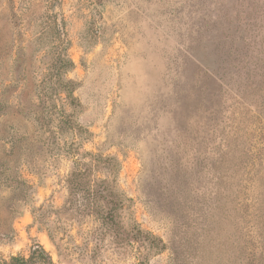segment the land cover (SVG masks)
Wrapping results in <instances>:
<instances>
[{
  "label": "rangeland",
  "instance_id": "rangeland-1",
  "mask_svg": "<svg viewBox=\"0 0 264 264\" xmlns=\"http://www.w3.org/2000/svg\"><path fill=\"white\" fill-rule=\"evenodd\" d=\"M90 155L117 161L119 226L68 208ZM35 243L53 264H264V0H0V259Z\"/></svg>",
  "mask_w": 264,
  "mask_h": 264
},
{
  "label": "trees",
  "instance_id": "trees-1",
  "mask_svg": "<svg viewBox=\"0 0 264 264\" xmlns=\"http://www.w3.org/2000/svg\"><path fill=\"white\" fill-rule=\"evenodd\" d=\"M70 124V128L74 129V123ZM117 166L114 158L102 155H90V161H78L69 178L70 193L67 202L69 210H75L80 215L96 214L106 223L114 227L119 226V211L126 206L118 198L116 180L100 178L102 169L116 173ZM132 226L134 227L131 231L137 232L133 231L132 237L129 234V238L131 237L129 243L139 240L150 252L155 253L165 249L161 239L149 232L137 229L135 225ZM0 264H53V260L41 244L35 243L30 247L27 255L13 256L9 260L0 259Z\"/></svg>",
  "mask_w": 264,
  "mask_h": 264
}]
</instances>
